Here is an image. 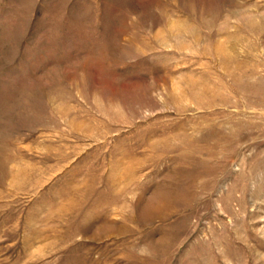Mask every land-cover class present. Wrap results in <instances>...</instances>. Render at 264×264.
<instances>
[{
    "label": "rangeland",
    "instance_id": "rangeland-1",
    "mask_svg": "<svg viewBox=\"0 0 264 264\" xmlns=\"http://www.w3.org/2000/svg\"><path fill=\"white\" fill-rule=\"evenodd\" d=\"M0 264H264V0H0Z\"/></svg>",
    "mask_w": 264,
    "mask_h": 264
}]
</instances>
